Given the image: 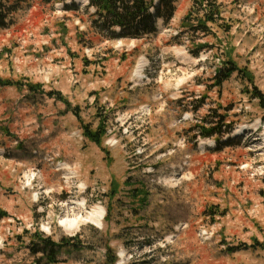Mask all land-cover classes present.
I'll use <instances>...</instances> for the list:
<instances>
[{
    "label": "rangeland",
    "instance_id": "obj_1",
    "mask_svg": "<svg viewBox=\"0 0 264 264\" xmlns=\"http://www.w3.org/2000/svg\"><path fill=\"white\" fill-rule=\"evenodd\" d=\"M220 1L228 29L196 33L193 56L189 0L138 39L100 33L84 0H4L0 264H47L41 239L52 264H264V0ZM227 59L252 81L216 84ZM102 124L98 147L81 131ZM76 203L101 227L67 233Z\"/></svg>",
    "mask_w": 264,
    "mask_h": 264
},
{
    "label": "trees",
    "instance_id": "obj_2",
    "mask_svg": "<svg viewBox=\"0 0 264 264\" xmlns=\"http://www.w3.org/2000/svg\"><path fill=\"white\" fill-rule=\"evenodd\" d=\"M10 3V0H6ZM64 1V0H55ZM178 0H88L86 9H93L90 12L92 25L100 33H106L109 38H142L145 35H151L156 32L155 20L162 19L165 24L173 18ZM190 6L186 14L181 19L180 25L188 36L192 46L189 52L193 56L204 50L208 45L195 42L196 33L202 36L211 34L213 28L226 27V21L223 16L224 8L220 0H189ZM4 3L0 0V27H4L9 18V14L14 12V6ZM7 6V7H6ZM77 8L75 3L64 5L65 10H74ZM118 29V30H116ZM228 29V26L227 28ZM213 35V34H212ZM194 37V38H193ZM176 39L175 37H173ZM239 74L243 79L252 81L251 75L244 69H240L230 59L222 63V66L215 72L217 74L216 84H220L233 73ZM10 85V81H1L0 83ZM1 83V84H2ZM31 91H37L38 85L30 84ZM52 94V92H48ZM52 96V95H51ZM59 98H62L59 96ZM78 109V108H77ZM78 115V113H76ZM103 122V121H102ZM82 126V124H81ZM82 134L90 142L100 147L102 138L105 135L104 124L97 126L92 131L87 126H83ZM204 136H211V131L202 133ZM44 248L35 252H47V263H55L56 255L59 252L61 244H55L48 239H41ZM49 250H48V249Z\"/></svg>",
    "mask_w": 264,
    "mask_h": 264
},
{
    "label": "bare ground",
    "instance_id": "obj_3",
    "mask_svg": "<svg viewBox=\"0 0 264 264\" xmlns=\"http://www.w3.org/2000/svg\"><path fill=\"white\" fill-rule=\"evenodd\" d=\"M143 65H144V61L141 60L135 69L136 77H140ZM255 125L256 124H252V126L251 125H241L234 132H240V130L245 131L246 129L253 128ZM204 143L206 142L203 140L200 141V145H204ZM67 167H68L67 164L62 166L63 169H67ZM72 173H69V175ZM163 180L169 184H175L174 182H176V180L173 177H165ZM71 203H74V201H71ZM83 208H84L83 203H76V207H73V209H71L67 215H63L62 217H59L58 224L61 227H63V229L67 233H73L74 231L78 230L80 225L86 222H89L94 225H97L98 227H101L102 220L104 218V212H103L104 210L98 206L96 208H92V210L87 211L85 212V214H83L82 212Z\"/></svg>",
    "mask_w": 264,
    "mask_h": 264
}]
</instances>
